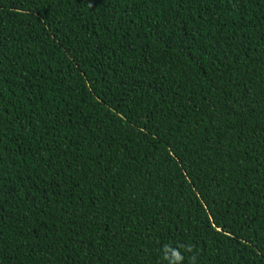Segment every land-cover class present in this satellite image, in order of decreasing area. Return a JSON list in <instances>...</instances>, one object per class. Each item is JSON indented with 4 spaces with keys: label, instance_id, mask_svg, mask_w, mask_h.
<instances>
[{
    "label": "trees",
    "instance_id": "obj_1",
    "mask_svg": "<svg viewBox=\"0 0 264 264\" xmlns=\"http://www.w3.org/2000/svg\"><path fill=\"white\" fill-rule=\"evenodd\" d=\"M166 246L264 264V0H0V264Z\"/></svg>",
    "mask_w": 264,
    "mask_h": 264
},
{
    "label": "clouds",
    "instance_id": "obj_2",
    "mask_svg": "<svg viewBox=\"0 0 264 264\" xmlns=\"http://www.w3.org/2000/svg\"><path fill=\"white\" fill-rule=\"evenodd\" d=\"M169 251L171 252V257L167 256V252ZM165 252H166L165 258L169 259V264H180V262L183 259V257L181 256L178 250H171L166 246Z\"/></svg>",
    "mask_w": 264,
    "mask_h": 264
}]
</instances>
